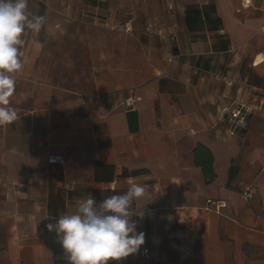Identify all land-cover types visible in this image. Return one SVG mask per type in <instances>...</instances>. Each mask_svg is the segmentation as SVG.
Returning <instances> with one entry per match:
<instances>
[{"label":"crops","instance_id":"1","mask_svg":"<svg viewBox=\"0 0 264 264\" xmlns=\"http://www.w3.org/2000/svg\"><path fill=\"white\" fill-rule=\"evenodd\" d=\"M37 1L47 23L24 35L18 118L0 126L9 262L67 264L46 225L79 199L138 183L132 220L145 243L126 264H264V0ZM129 21L133 32L117 29ZM67 38L90 72L84 89L46 78L49 40ZM132 95L142 101L129 111ZM237 101L252 114L233 135L220 112ZM199 144L214 156L211 184L194 162ZM208 199L228 207L207 210Z\"/></svg>","mask_w":264,"mask_h":264},{"label":"clouds","instance_id":"2","mask_svg":"<svg viewBox=\"0 0 264 264\" xmlns=\"http://www.w3.org/2000/svg\"><path fill=\"white\" fill-rule=\"evenodd\" d=\"M46 23V15L29 10L28 0H0V126L18 118L10 98L24 68V35L39 33ZM145 195L143 185L132 183L123 194L100 202L89 195L77 201L74 212L59 213L46 227L55 232L67 264H109L138 253L145 233L137 232L132 206Z\"/></svg>","mask_w":264,"mask_h":264},{"label":"rangeland","instance_id":"3","mask_svg":"<svg viewBox=\"0 0 264 264\" xmlns=\"http://www.w3.org/2000/svg\"><path fill=\"white\" fill-rule=\"evenodd\" d=\"M35 4H39L37 0H28L29 10L37 15H43L45 8H37L33 6ZM71 45L76 46V44H71L69 38L66 40H49V46L51 47L50 53L45 57V74L47 79L53 80L56 77V81L62 82L64 86L71 87L72 84L78 88H85L87 82L90 80V72L86 70L85 64L82 62V56H79L78 50L72 51ZM80 59L81 62L77 61ZM84 59V58H83ZM74 87V88H75ZM0 264H13V262H9L7 257L5 256V252L7 251L6 239L7 233L3 230H0ZM3 243V244H2ZM44 264H54L51 259L45 258ZM18 264H24L19 262Z\"/></svg>","mask_w":264,"mask_h":264},{"label":"built area","instance_id":"4","mask_svg":"<svg viewBox=\"0 0 264 264\" xmlns=\"http://www.w3.org/2000/svg\"><path fill=\"white\" fill-rule=\"evenodd\" d=\"M245 4H250V0H245ZM133 24L129 21L123 23L117 27L119 31L122 32H133ZM153 25L150 23L147 26L149 31H152ZM162 33V32H161ZM142 101L141 97L132 95L128 97L125 101L126 108L131 110H137V104ZM252 114V108L243 102H234L230 105L222 107L220 112V118H228L232 122L231 133L234 135L237 131H247L250 124V116ZM52 163L63 162V159L51 158ZM241 197L245 201H251L255 198V190L253 186H248L241 192ZM207 210L215 211L216 213H221L223 209L228 207V202L222 199H208L206 202ZM144 256H149V250L143 252ZM112 261V260H111ZM112 264H126V258L120 261H112Z\"/></svg>","mask_w":264,"mask_h":264},{"label":"trees","instance_id":"5","mask_svg":"<svg viewBox=\"0 0 264 264\" xmlns=\"http://www.w3.org/2000/svg\"><path fill=\"white\" fill-rule=\"evenodd\" d=\"M129 119L132 123L135 113H130ZM194 159L197 167L201 168L208 184L213 183L217 175L214 169V156L209 147L199 144L194 150ZM1 237V236H0ZM2 238V237H1ZM1 244V243H0ZM3 244V243H2Z\"/></svg>","mask_w":264,"mask_h":264}]
</instances>
